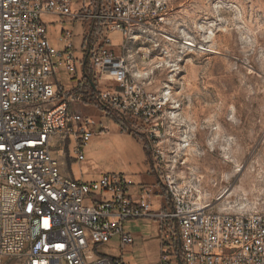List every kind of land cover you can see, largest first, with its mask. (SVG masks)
<instances>
[{
    "label": "built area",
    "instance_id": "built-area-1",
    "mask_svg": "<svg viewBox=\"0 0 264 264\" xmlns=\"http://www.w3.org/2000/svg\"><path fill=\"white\" fill-rule=\"evenodd\" d=\"M165 17L160 0H0V264H132L122 258L135 244L124 223L140 218L157 221L151 264H264V213L213 209L190 182L167 173L159 150L152 159L158 184L141 187L136 199L124 174L84 182L62 171L70 139L83 161L82 146L98 124L76 112L77 103L95 100L104 116L130 122L155 146L166 93L144 88L113 36L123 47ZM46 19L80 23L78 48L71 30L57 38L62 47L52 46ZM61 70L71 88L56 78ZM160 188L168 208L151 203ZM113 238L121 255L99 254L97 246Z\"/></svg>",
    "mask_w": 264,
    "mask_h": 264
},
{
    "label": "rangeland",
    "instance_id": "rangeland-1",
    "mask_svg": "<svg viewBox=\"0 0 264 264\" xmlns=\"http://www.w3.org/2000/svg\"><path fill=\"white\" fill-rule=\"evenodd\" d=\"M160 1L166 17L158 28L136 30L123 47L113 36L117 54L132 72L144 75V88L157 95L168 92L155 146L130 122L95 111L96 120L106 126L102 131L101 125L90 128L96 133L82 146L81 162L75 160L71 138L62 170L84 182L109 173L136 179L146 170L140 141L151 161L155 150L162 152L163 167L177 182L196 183V196L213 209L264 213V0ZM45 22L52 46L62 47L57 38L71 30L78 48L80 23ZM56 78L64 88L74 85L65 70ZM124 229L138 242L122 258L155 263L157 221H126ZM96 250L121 255L115 238Z\"/></svg>",
    "mask_w": 264,
    "mask_h": 264
},
{
    "label": "crops",
    "instance_id": "crops-1",
    "mask_svg": "<svg viewBox=\"0 0 264 264\" xmlns=\"http://www.w3.org/2000/svg\"><path fill=\"white\" fill-rule=\"evenodd\" d=\"M74 110H76V112H79V113H89L92 116H94L95 118L97 117L95 111L103 114L102 111H100L98 108H96L95 105H93L92 103L91 104H88V103H77L74 106ZM104 117H106V116H104ZM99 125H101L100 131H102L103 128L106 126V125H102V122L100 120L98 121L97 126H99ZM95 133H96V131H95ZM120 133H123V132H120ZM139 143H140V147H141V149H142V151L144 153V162L146 164V170H145L144 173L137 175L136 179L133 176H131L130 174H128V176L126 175L134 183L133 187L131 188V192H132V195H133V197L135 199L139 197V193H140L141 187H144V186L145 187H153V186H157V184H158L157 183L158 182L157 181V176H156V174L154 172L153 163L149 159V157L146 154V152L144 151L143 144L140 141H139ZM61 162L63 163V157H61ZM62 171H63V173L65 175H68L64 170H62ZM160 191H161V194L159 196L150 197L151 203L153 204L154 207L168 208L169 205H170L168 195L166 194L164 188H160ZM137 242H135V244ZM157 243H158V241H157ZM157 251H158V249H157Z\"/></svg>",
    "mask_w": 264,
    "mask_h": 264
},
{
    "label": "bare ground",
    "instance_id": "bare-ground-1",
    "mask_svg": "<svg viewBox=\"0 0 264 264\" xmlns=\"http://www.w3.org/2000/svg\"><path fill=\"white\" fill-rule=\"evenodd\" d=\"M188 45H192V43H190V42H186ZM136 74H138L139 75V77L140 78H143L142 76H144V75H141L140 73H136ZM144 74H146V73H144ZM166 93V96L168 95V92H165ZM192 184V186L193 187H195V189H196V187L198 186L196 183H191ZM197 190V189H196ZM219 211H224V210H219ZM242 212H244V211H242Z\"/></svg>",
    "mask_w": 264,
    "mask_h": 264
},
{
    "label": "trees",
    "instance_id": "trees-1",
    "mask_svg": "<svg viewBox=\"0 0 264 264\" xmlns=\"http://www.w3.org/2000/svg\"><path fill=\"white\" fill-rule=\"evenodd\" d=\"M89 75H87V78H88ZM91 103L92 104H96V101L95 100H91Z\"/></svg>",
    "mask_w": 264,
    "mask_h": 264
}]
</instances>
